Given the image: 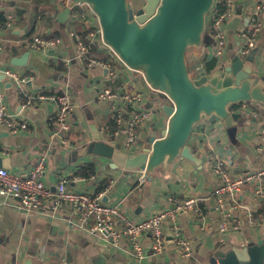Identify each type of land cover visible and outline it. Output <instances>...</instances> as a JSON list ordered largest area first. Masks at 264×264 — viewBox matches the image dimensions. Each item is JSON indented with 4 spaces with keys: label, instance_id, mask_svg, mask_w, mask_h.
Instances as JSON below:
<instances>
[{
    "label": "crops",
    "instance_id": "crops-1",
    "mask_svg": "<svg viewBox=\"0 0 264 264\" xmlns=\"http://www.w3.org/2000/svg\"><path fill=\"white\" fill-rule=\"evenodd\" d=\"M233 1L234 11L226 28L225 60L233 54L245 55L240 54L243 43L239 32L251 27V15L257 3L256 0ZM215 2L218 5L223 0ZM67 5V0H0V66L22 73L26 81L20 91L8 76L1 74L0 80L8 112L27 125L26 129L18 132L4 129L1 133L0 158L6 162L2 166L11 173L26 176L42 162L44 172L41 178L52 195L56 191L58 177L63 175L70 181L69 189L93 196L102 195L105 203L119 204L127 221H139L172 207L173 196L180 200L197 199V210H181L177 214L182 237L190 244L191 256L183 257L175 249V239L168 223L164 226L165 253L152 255L150 238L145 236V257L136 260L126 239L117 246H111L103 233L92 234L71 227L68 220L72 214L66 207L64 210L55 209L53 196L43 200L38 212L28 211L18 201L0 196V264H90V252L104 254L114 262L125 264H210L212 249L219 242L241 245L248 240L264 238V207L255 198L252 186L237 195L238 206L232 210L242 229L228 235L219 233L221 214L214 195L217 178L211 169V163L220 158L226 160L236 177H244L248 172L264 167V106L249 108L248 104L242 105V110L249 112L233 139L218 119L203 121L196 126L191 138V144L198 150L196 155L202 160L201 166L177 160L168 170L156 169L151 179L148 180L147 176L144 182L140 181V170L110 169L109 161L102 157L69 158L71 151L85 146L92 139L91 124L101 125L106 137V129L116 132L118 115L134 110L133 105L121 99L100 102L97 97L104 88L118 92L126 85L130 90L141 93L144 101L135 104L150 110L148 124L156 123L164 130L167 118L157 111L161 97L148 85L150 96L146 94L137 80L142 75L123 65L101 42L90 40L91 32L98 28L92 20L80 22L75 17L77 14L71 12L66 24L57 21L56 15ZM262 22L257 44L247 54L252 56L256 51L253 57L260 77H264V12ZM72 34L84 39L90 55L105 65H89L80 60ZM35 36L59 39L60 43L46 50H35L26 43ZM214 44L215 38L207 30L199 58L194 57L193 50L196 65L204 67L214 60ZM65 91L73 103L71 130L60 133L66 144L62 143L60 136L52 137L57 130L55 105L47 101L26 104V98L31 94L57 95ZM151 92H154V98ZM116 139L109 137L108 141L115 143ZM143 146L146 148L149 144ZM86 164L94 166L93 175L88 173L91 167L86 172L89 176L79 174L80 167Z\"/></svg>",
    "mask_w": 264,
    "mask_h": 264
},
{
    "label": "water",
    "instance_id": "water-1",
    "mask_svg": "<svg viewBox=\"0 0 264 264\" xmlns=\"http://www.w3.org/2000/svg\"><path fill=\"white\" fill-rule=\"evenodd\" d=\"M215 1H69L56 15L57 21L66 24L72 8L86 6L96 18L103 44L123 65L142 75L150 89L161 97L157 111L167 118L161 135H150L149 147L136 153H127L106 142L101 125L91 124L92 139L71 151L69 158L95 155L108 160L110 169L140 170L147 177L160 167L168 170L177 160L200 167L202 160L190 144L196 126L203 121L218 119L229 137H236L249 112L242 110V105L264 106V77L255 69L256 51L253 58L233 54L228 60L214 59L195 75L190 71L187 52L193 49L194 57H200L207 16ZM5 163L0 158V166ZM89 256L90 264H125L98 252H90ZM209 263L264 264V238L241 245L219 242L212 249Z\"/></svg>",
    "mask_w": 264,
    "mask_h": 264
},
{
    "label": "built area",
    "instance_id": "built-area-1",
    "mask_svg": "<svg viewBox=\"0 0 264 264\" xmlns=\"http://www.w3.org/2000/svg\"><path fill=\"white\" fill-rule=\"evenodd\" d=\"M68 3L70 0H67ZM255 11L251 15V27L247 30L240 31L239 37L242 40L240 54H249L256 46L259 33L262 29V13L264 12V0H256ZM44 5V3H41ZM84 5H76L72 8V13L80 22H86L88 19L83 13ZM219 6V7H218ZM82 9V10H78ZM234 11L233 0H223L222 3L215 2L211 12L207 16L206 31L210 30L215 38L213 55L222 57L225 54L227 44V25ZM0 28V51L2 50V37ZM77 49V57L88 62L89 65L104 64L102 60L93 58L89 53V47L80 36L72 34ZM92 42L96 40L102 42L101 31L97 28L89 36ZM26 43L35 50H46L55 47L60 43L59 39H48L33 37ZM104 45V44H103ZM105 46V45H104ZM224 57V56H223ZM222 57V58H223ZM221 60V59H219ZM203 65H198V70ZM138 73V72H136ZM8 76L16 86L17 90H22L26 81L24 75L14 69L1 67L0 76ZM140 74V73H138ZM100 102L116 101L121 99L128 105H133L134 110L130 113H123L116 118L117 130L111 133L106 129V142L109 137L116 139L117 136L124 137V146L127 153H136L142 149L139 146V130L146 128L150 121L151 112L137 106L136 102H143V96L139 92L132 91L128 86H123L120 91L114 92L110 88H104L98 94ZM41 101L53 103L56 107L55 125L57 130L52 133V137H59L62 143L67 141L60 133L71 130L70 115L73 110L72 98L68 92L57 95L45 93L31 94L26 98V104L34 105ZM27 125L16 120L8 112L3 86L0 80V135L3 130L11 133L26 129ZM108 138V139H107ZM1 144V139H0ZM1 153V151H0ZM228 163L225 159H216L211 163V169L217 178V184L214 190L216 206L221 214V221L218 226L221 235H228L231 232L237 233L242 229V224L233 217L232 210L237 208V195L253 187L254 196L264 207V167L248 172L244 177L233 176ZM44 172L43 163L37 164L26 176L14 174L0 166V196L11 198L18 201L24 209L31 212H38L43 206V200L53 196L54 208L64 210L69 209L70 215L68 223L71 227L80 229L88 233H103L107 236L111 246H117L122 239H126L132 246L136 260H142L144 255L143 240L145 236L150 238V249L154 255H162L166 251L164 226L168 223L175 239V249L183 257L191 256L190 244L182 237L181 227L177 221V214L181 210L193 211L198 209V200L194 198L180 200L173 196L171 198L172 207L164 208L147 218L139 221H127L121 213L119 204H108L102 199V195H91L89 193L73 191L69 189L70 181L67 177L61 175L58 177L56 191L52 195L51 190L46 186L41 178ZM145 173L141 171L140 181H145ZM233 201L234 204H230ZM261 206V207H262ZM264 219H262L263 222ZM119 221V222H117ZM119 223V224H117Z\"/></svg>",
    "mask_w": 264,
    "mask_h": 264
},
{
    "label": "rangeland",
    "instance_id": "rangeland-1",
    "mask_svg": "<svg viewBox=\"0 0 264 264\" xmlns=\"http://www.w3.org/2000/svg\"><path fill=\"white\" fill-rule=\"evenodd\" d=\"M130 1L132 3H135L136 2V0H130ZM83 13L88 18V20H92V22L97 26V23L95 21L96 18L90 14L89 9L86 6H83ZM212 56H213V59H217V60L224 58L223 56H222L223 57L222 58V57H217V56H215L213 54H212ZM187 57H188V64H189L190 71L195 75L196 72H197V69L196 68L198 67V65H196L197 62H195L194 61V58H193V49H190L187 52ZM242 57H244V58H247V57L253 58L252 56H249V55H242ZM133 74L135 75V72ZM137 80L139 81L140 85L147 91L146 94H148L150 96V90H149L147 84L145 83L144 79H142V77L139 76L137 78ZM154 96H155L154 95V92L153 93L151 92V97L154 98ZM162 130H163V127H161L160 125H158L156 123L148 124L146 126V129H143V130H141L139 132V137H140L141 142L138 145L139 146H142V149H144V146L143 145L149 144V137H150V135L151 134L152 135H157L159 137L161 135V133H162ZM115 145H116V147L120 148L121 150L127 151L126 148H125V146H124V137L123 136H119L116 139ZM147 179L150 180L151 179V175L148 176ZM151 254L154 255L152 251H151Z\"/></svg>",
    "mask_w": 264,
    "mask_h": 264
},
{
    "label": "trees",
    "instance_id": "trees-1",
    "mask_svg": "<svg viewBox=\"0 0 264 264\" xmlns=\"http://www.w3.org/2000/svg\"><path fill=\"white\" fill-rule=\"evenodd\" d=\"M219 7V6H218ZM191 145V144H190ZM192 146V151H193V153H195V154H197V152H198V150H197V148L195 147V145H191ZM91 167V168H90ZM81 168V170L79 171V174L80 175H83V176H85V175H87V171H89L88 173L89 174H91V175H93L94 173H95V168H94V166L92 165V164H86V165H83V166H81L80 167ZM90 168V169H89ZM87 169H89V170H87ZM87 176H89V175H87Z\"/></svg>",
    "mask_w": 264,
    "mask_h": 264
}]
</instances>
